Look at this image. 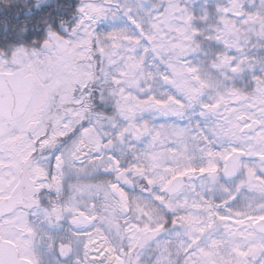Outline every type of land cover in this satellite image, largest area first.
Instances as JSON below:
<instances>
[{
    "label": "snow or ice",
    "instance_id": "obj_1",
    "mask_svg": "<svg viewBox=\"0 0 264 264\" xmlns=\"http://www.w3.org/2000/svg\"><path fill=\"white\" fill-rule=\"evenodd\" d=\"M0 264H264V0H0Z\"/></svg>",
    "mask_w": 264,
    "mask_h": 264
}]
</instances>
